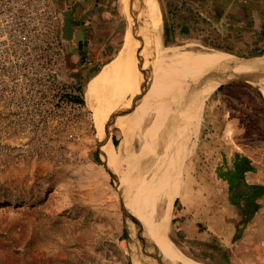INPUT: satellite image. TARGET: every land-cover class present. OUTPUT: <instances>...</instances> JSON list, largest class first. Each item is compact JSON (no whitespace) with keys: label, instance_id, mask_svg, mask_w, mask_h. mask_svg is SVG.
I'll return each instance as SVG.
<instances>
[{"label":"rangeland","instance_id":"374dc122","mask_svg":"<svg viewBox=\"0 0 264 264\" xmlns=\"http://www.w3.org/2000/svg\"><path fill=\"white\" fill-rule=\"evenodd\" d=\"M156 2L165 46L226 53L239 61L264 57V0H220L216 9L208 7L220 16L218 24L205 21L192 32H181L166 0ZM75 3H61L66 56L60 78L32 86L23 110H11L8 104L0 109V264H136L129 243L132 214L148 241L154 233L133 193V179L164 139L145 125L154 97L132 103L123 116L118 111L110 115L115 95L99 114L86 100L89 87L124 46L127 7L120 0H95L99 10L110 14L106 34L96 44V59L75 35L88 19L80 13L76 21ZM245 5L250 7L248 20L234 12ZM68 12L74 15L72 39L65 34ZM251 23L253 41L246 32ZM193 71L184 61L173 64L170 82H160L154 95L169 84L176 87L181 73ZM212 71L206 84L213 83ZM259 86L264 88V68L250 80L220 85L208 97L195 150L177 181L167 240L153 242L156 263L168 262L161 250L172 249L194 264H264V194L258 196L264 193V94ZM102 127L111 129L116 145L124 128L130 134L132 152L121 163L107 158ZM141 145L147 150L139 163ZM128 161L125 179L119 171L124 173ZM247 166L254 172L248 181Z\"/></svg>","mask_w":264,"mask_h":264},{"label":"bare ground","instance_id":"6f19581e","mask_svg":"<svg viewBox=\"0 0 264 264\" xmlns=\"http://www.w3.org/2000/svg\"><path fill=\"white\" fill-rule=\"evenodd\" d=\"M120 1L127 7L128 25L124 46L115 61L107 65L89 87L86 100L90 109L99 114L107 104L112 103L111 99L115 95L116 103L111 105L110 115L118 111L123 116L132 103L154 97L151 99V108L145 125L150 124L164 139L159 149L157 147L158 151L155 150L157 154L150 158L149 164L137 173L135 179L132 177L135 186L133 193L136 200L141 201L139 204L143 210L142 214H147L151 218L154 227L151 224L149 228L154 233L148 241V237L138 229L132 213L134 218L132 223H128V229L135 263L159 264L154 258L157 249H154L153 242L157 240V245H161L167 240L171 213L177 199V181L182 175L184 162L195 150L208 97L222 84L252 79L257 69L264 68V57L252 61H239L226 53L181 51L176 46H165L164 22L158 2ZM181 61L186 62V65L194 70L193 73L190 75L181 73L176 87L169 84L154 95L155 88H158L160 82L165 85L170 82L169 72L172 65ZM124 65L126 67L121 68ZM212 70H216L215 77L211 78L213 83L206 84L205 78L211 76L207 74ZM260 89L264 94V88ZM147 131L144 136L147 135ZM101 134L102 138L108 139V144L103 150L111 162H120L122 157H129L132 152L131 137L126 128L123 129V138L118 145L114 143L109 127L107 129L102 127ZM140 139H143V135ZM140 148L139 163L142 162L147 150L145 145H141ZM131 164L128 161L124 173L119 171L125 179L130 175L128 168ZM125 193L131 195L132 192L126 187ZM161 251L168 260V262L165 260V264H194L172 249L170 252L168 250L164 252L163 249Z\"/></svg>","mask_w":264,"mask_h":264},{"label":"built area","instance_id":"2783aa9c","mask_svg":"<svg viewBox=\"0 0 264 264\" xmlns=\"http://www.w3.org/2000/svg\"><path fill=\"white\" fill-rule=\"evenodd\" d=\"M62 0H0V109L25 108L31 87L60 78L66 50Z\"/></svg>","mask_w":264,"mask_h":264},{"label":"crops","instance_id":"0c3cea01","mask_svg":"<svg viewBox=\"0 0 264 264\" xmlns=\"http://www.w3.org/2000/svg\"><path fill=\"white\" fill-rule=\"evenodd\" d=\"M75 2V4H77V11L75 13L76 21L78 22L79 20H81L80 13L88 18L87 20H84L86 23L85 28L79 29L81 26H79V28L78 26L76 27L77 29L75 31V35L77 38H79L80 36V38L83 40L85 49L88 51V54L91 55V57L97 59L98 53L96 51V44L99 43L98 39H100L101 37L104 38L106 34L105 31L107 28V24H109L107 19H109L110 14L107 11L99 10V8L94 5L95 0H88L87 4H85V1L83 2L82 0H75ZM166 2L168 4L170 17L178 18L179 25L183 27L181 32H192L194 28L195 30H197L198 26L205 21H210V23L216 22V24H218V21L221 19L216 11H211L208 8L210 5H212L216 9V7L220 5V0H166ZM79 3L82 4L80 7L78 6ZM249 8V6L245 5L242 9H236V11L234 12H236V15L240 18L243 17L245 18V20H248L247 18L249 17H247V15L250 14L248 10ZM172 22H174V24L177 23L173 19ZM252 25L253 24L251 23L249 29H247L246 32L247 35H251L249 36V38L253 41L254 38L252 37V31L254 30V25ZM109 26L111 27L112 25ZM110 29H113V26ZM199 30L203 31V29ZM262 37L264 39V36ZM107 43L108 41L105 44ZM253 174V171H247L246 180L248 181V179Z\"/></svg>","mask_w":264,"mask_h":264},{"label":"water","instance_id":"95a60500","mask_svg":"<svg viewBox=\"0 0 264 264\" xmlns=\"http://www.w3.org/2000/svg\"><path fill=\"white\" fill-rule=\"evenodd\" d=\"M74 20V15L72 12L67 13V19H66V29H65V34L68 38H73L74 37V28L71 26L72 22Z\"/></svg>","mask_w":264,"mask_h":264},{"label":"trees","instance_id":"16d2710c","mask_svg":"<svg viewBox=\"0 0 264 264\" xmlns=\"http://www.w3.org/2000/svg\"><path fill=\"white\" fill-rule=\"evenodd\" d=\"M250 169H251V166H247V168L245 169L244 173L247 172V171H250ZM245 184H246V183H245ZM246 185H247L248 187L252 188L253 190L258 189V187L255 186V185H250V184H246ZM263 194H264V193H260L258 196H260V195L262 196ZM257 209H259V208L256 207L255 210H254V212H256ZM252 215H253V213L250 215L249 218H247L246 222L249 221V220L251 219Z\"/></svg>","mask_w":264,"mask_h":264}]
</instances>
